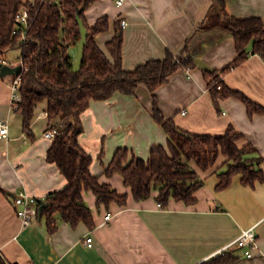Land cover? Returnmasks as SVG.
<instances>
[{"label": "crops", "instance_id": "obj_1", "mask_svg": "<svg viewBox=\"0 0 264 264\" xmlns=\"http://www.w3.org/2000/svg\"><path fill=\"white\" fill-rule=\"evenodd\" d=\"M213 2L124 0L120 5L117 0H97L86 10V17L91 26L99 17H109V29L96 36L108 55L106 44L115 34V23L127 20L122 47L125 70L163 59L168 50L176 56L190 54V72L187 66L179 67L154 91L164 115L193 133L222 134L232 125L244 134L238 141L240 146L248 142L255 146L257 151L249 156L261 157L258 166L264 170V113L250 116L246 104L236 96L220 99L218 106L208 88L205 71L222 70L238 56L231 32L222 27H200ZM225 3L232 15L264 20V0ZM15 51L13 58L9 57L12 50L5 57L11 67L21 65V51ZM223 80L229 88L264 106L261 55L249 53ZM11 97V77L0 75V121L9 124V136L0 138V186L4 189L0 192V254L8 264H201L223 254V248L244 228L254 225L260 248L251 258L245 249H227L234 259L226 264H264V181L251 186L239 173L229 186L218 189L217 168L223 156L206 171L192 163L204 180L193 204L171 199L163 206L156 200L157 191L137 200L119 173L103 174L119 147H129L146 159L153 144L167 145V133L152 115L153 93L145 83L139 84L135 95L118 92L107 100H92L82 114L85 130L79 141L93 156V174L120 193H128L127 203L98 206L96 195L84 190V200L93 213L92 227L85 222L72 226L60 218L52 232L41 215L25 225L17 214L15 195L26 191L43 200L50 192L64 188L68 179L47 159L53 140L44 136L51 127L43 114L46 103L39 105L32 124L34 134L30 135L23 129L21 115L12 109ZM106 149H112L111 156L107 157ZM107 214H111L109 220ZM88 236L93 237V246L87 245Z\"/></svg>", "mask_w": 264, "mask_h": 264}, {"label": "trees", "instance_id": "obj_2", "mask_svg": "<svg viewBox=\"0 0 264 264\" xmlns=\"http://www.w3.org/2000/svg\"><path fill=\"white\" fill-rule=\"evenodd\" d=\"M96 1L0 0V56L5 58L9 51L20 49V58L27 67L20 73L22 100L15 110L22 117L23 129L34 134L32 124L36 111L41 103H46L49 124L59 130L48 149L47 159L59 167L68 184L43 199L45 206L40 215L46 218L48 229L55 231L60 218L72 226L80 222L91 227L94 225L92 209L84 200V190H91L96 195L98 206L127 203L128 193H120L109 182H102L100 175L93 174V156L81 145L79 137L85 130L82 114L92 100H107L118 92L135 95L141 83L153 93L152 115L167 133V145L153 144L146 159L129 147H119L103 174L119 173L137 200L149 198L153 191H157L156 200L163 206H167L171 199L186 204L196 202L195 194L204 180L192 163L206 171L223 156L225 159L217 168L218 189L229 186L239 173L243 175V182L251 186L256 181H264V170L258 166L261 157L249 156L257 151L255 146L250 142L240 146L238 141L244 138V134L232 125L222 134L193 133L180 128L172 117L164 115L154 91L168 82L179 67L192 66V56H176L168 50L163 59H152L133 70H125L121 21L115 23V34L106 44L110 55L96 41L99 33L109 29V17H99L92 26L88 23L86 10ZM24 7L30 12L25 37L23 29L14 32L16 15ZM78 15L89 34L82 66L74 70L75 56L71 48L77 47L81 39ZM200 27H222L231 32L238 52L237 58L222 70H206L204 73L216 105L219 106L220 99L236 96L246 104L250 116L264 113L263 105L229 88L223 80V76L245 60L249 53L264 58V20L259 16L241 18L232 15L227 11L225 0H214ZM103 155L104 150L99 158L102 159ZM1 191L4 189L0 186ZM233 259L225 252L201 264H226ZM0 264H8L1 254Z\"/></svg>", "mask_w": 264, "mask_h": 264}, {"label": "built area", "instance_id": "obj_3", "mask_svg": "<svg viewBox=\"0 0 264 264\" xmlns=\"http://www.w3.org/2000/svg\"><path fill=\"white\" fill-rule=\"evenodd\" d=\"M124 0H117L118 4H123ZM30 20V12L27 7L22 8L17 15H16V26L14 32H20L22 29L23 37H25V30L29 26ZM122 27L127 26V20H121ZM4 64L11 65L10 62L6 58H1ZM21 67L27 68L24 66L23 61H20ZM187 70L190 72V68L188 67ZM22 71V70H21ZM21 73V72H20ZM19 74H12L7 75L11 77V87H12V97H11V107L13 110H16L20 102L22 100L21 95V85H22V76ZM5 75V77H7ZM44 116H48V112L45 110L43 112ZM59 130L57 127H50L44 131V136L48 139H54ZM9 136V124L5 121H0V138L8 137ZM14 202L16 205V211L18 216L22 219L25 225H30L40 216V207H41V200L34 195L29 194L26 191H21L14 197ZM111 218V214H107L106 219L109 220ZM86 243L88 246H93V237L88 236L86 238ZM230 248H242L245 249V255L248 258L254 256V252L260 248L256 226H251L248 228H244L239 236L235 238L232 242H230L221 253H224L227 249Z\"/></svg>", "mask_w": 264, "mask_h": 264}, {"label": "water", "instance_id": "obj_4", "mask_svg": "<svg viewBox=\"0 0 264 264\" xmlns=\"http://www.w3.org/2000/svg\"><path fill=\"white\" fill-rule=\"evenodd\" d=\"M78 19H79V24H80V29H81V39L77 44V54L75 56L74 62H73V68L74 70H79L82 66V62L84 59V54H85V46L87 43V38H88V34L89 31L87 29V27L85 26V23L83 21V19L78 15ZM22 70L21 65L20 66H15V67H11L8 64H4L1 60V56H0V75L1 76H5L8 74H19ZM45 206V202L43 200H41V207L40 210L43 209V207Z\"/></svg>", "mask_w": 264, "mask_h": 264}, {"label": "rangeland", "instance_id": "obj_5", "mask_svg": "<svg viewBox=\"0 0 264 264\" xmlns=\"http://www.w3.org/2000/svg\"><path fill=\"white\" fill-rule=\"evenodd\" d=\"M77 49H78V47H76V46L72 47V51L74 52L73 53L74 56H76V54H77ZM15 50H17V49H15ZM15 50H12L13 53L9 54V57L13 58V56L15 55L14 53L16 52ZM40 126H41L40 123L36 126L37 131L40 129ZM105 153H106L107 157L111 156L112 155V149H106Z\"/></svg>", "mask_w": 264, "mask_h": 264}]
</instances>
